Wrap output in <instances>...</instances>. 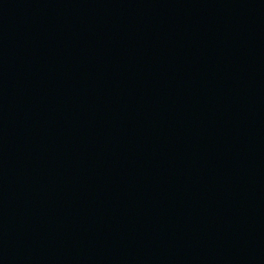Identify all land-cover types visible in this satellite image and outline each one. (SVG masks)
Segmentation results:
<instances>
[{"label":"water","instance_id":"water-1","mask_svg":"<svg viewBox=\"0 0 264 264\" xmlns=\"http://www.w3.org/2000/svg\"><path fill=\"white\" fill-rule=\"evenodd\" d=\"M0 264H264V0H0Z\"/></svg>","mask_w":264,"mask_h":264}]
</instances>
